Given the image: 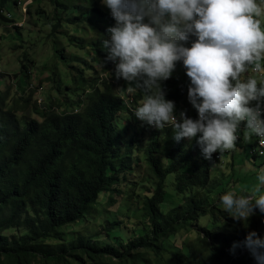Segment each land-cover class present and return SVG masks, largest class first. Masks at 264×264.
<instances>
[{"label":"trees","instance_id":"trees-1","mask_svg":"<svg viewBox=\"0 0 264 264\" xmlns=\"http://www.w3.org/2000/svg\"><path fill=\"white\" fill-rule=\"evenodd\" d=\"M8 2L0 0V19L8 20L1 14ZM52 3V36L76 40L82 49L100 48L102 34L96 40L78 35L82 27L93 28L96 20L103 33L110 26L99 0ZM67 27H75V33ZM81 63V68L70 66L64 99L42 100L43 105L35 106L40 119L18 114L32 94L21 90L12 98L0 84V264H255L242 245L231 252L229 248L249 230L264 233L262 214L255 212L244 226L221 210L216 196L228 179L211 174L220 154L213 152L212 159L205 160L195 137L174 141L170 127H150L146 140L138 134L126 137L119 127L121 114L133 110L126 93L111 76L87 78L86 71L93 68L87 60ZM22 69L28 72L24 63ZM175 69L181 71L179 62ZM57 74V82H63ZM22 75L18 89L29 79ZM182 75L187 81L172 74L163 82L165 98L174 101L176 110L187 91L188 78ZM57 90H62L59 83ZM142 96L140 91L133 94L135 107ZM143 142L144 163L155 183L132 209L137 219L134 233L124 229L128 225L123 218L105 211L103 232H71L72 237L65 229L84 224L98 204L115 202V192H122L119 185L141 161L135 152ZM138 183L145 184H133ZM184 230L195 236H185Z\"/></svg>","mask_w":264,"mask_h":264},{"label":"clouds","instance_id":"clouds-1","mask_svg":"<svg viewBox=\"0 0 264 264\" xmlns=\"http://www.w3.org/2000/svg\"><path fill=\"white\" fill-rule=\"evenodd\" d=\"M99 2L114 23L106 28V35H99L105 56L98 66L112 63L109 74L124 82L120 92L126 93V102L138 120L158 130L170 127L171 138L177 142L195 137L205 160H211L213 152L235 150L243 129L245 141L252 135L264 138V78L258 81L243 75L253 65L264 77L260 64L264 58V0ZM7 7L1 14L16 20ZM177 62L188 78L186 99L196 112L195 119L183 109L177 111L174 101L165 98L163 82ZM137 91L143 96L135 107L132 97ZM241 122L243 129L237 135ZM255 180L246 194L230 189L219 196L221 210L244 226L255 212L262 214L264 222V166L255 170ZM241 245L255 264H264V233L249 230L242 241L232 242L229 251Z\"/></svg>","mask_w":264,"mask_h":264},{"label":"rangeland","instance_id":"rangeland-1","mask_svg":"<svg viewBox=\"0 0 264 264\" xmlns=\"http://www.w3.org/2000/svg\"><path fill=\"white\" fill-rule=\"evenodd\" d=\"M16 1H18L16 3ZM65 0H61L64 2ZM14 3V4H13ZM16 3V4H15ZM32 3V4H31ZM7 10L12 14L11 19L16 20H3L0 19V81L2 89L4 91L9 90L12 98L19 96L21 90H24L25 95L32 94L30 103L25 106L24 103L20 104L18 114L20 116H27L40 119L35 112V106L40 107L44 102H49L51 99H64L65 95V83L70 80L72 70L70 66L81 68V60H87L88 64L92 66V70L86 71L87 78H101L103 74L111 73L113 65L111 62L105 61L103 68L98 66V60L103 61L105 53L99 48L98 50H92L88 46L85 49L77 46L76 40H69V37L64 35L52 36V26L55 22V6L52 0H9ZM101 7L106 13L107 23H114L112 18L108 14V9L100 3ZM58 16V14H57ZM262 26H264V19H262ZM109 27V26H108ZM102 25L98 20L95 21L93 28L82 27L78 32V35L84 36L87 40H96L99 34L106 35L101 31ZM75 27H67L66 30L72 32ZM75 33V32H72ZM26 56V59H25ZM264 60V58H262ZM261 59V60H262ZM63 60H68L64 61ZM67 62L68 64H65ZM28 66V72L22 69V65ZM252 66H249L244 76L260 77L254 73ZM264 72V61L262 62V68ZM61 73L62 81H58L57 72ZM28 75L29 79L25 82L20 89L17 88V82L19 78H23L22 75ZM184 69L181 67V71L174 69L173 75L178 76L179 79L187 81L184 75H182ZM53 78V81L49 78ZM60 84L62 90H57V85ZM64 83V84H63ZM117 89L122 90L125 86L122 80L115 81ZM63 84V86H62ZM123 89H125L123 87ZM67 90V89H66ZM120 90V91H121ZM44 101L41 103V101ZM77 98L74 96L73 102H76ZM185 110L186 116H191L196 113L191 108L186 99V94L182 101L179 103L178 110ZM264 115V114H263ZM120 130H125L126 137L140 136L143 140L148 139L149 129H151L146 123L141 122L131 113L125 112L121 114L119 120ZM125 125L124 128L123 125ZM242 140L236 141L235 150H227L219 152L220 157L216 159V167L212 170L213 176L220 177L222 182L221 188L223 194L227 190H234L237 194H241V190L244 193H248L249 190L255 185V170L260 166H264V157L254 158L255 150L257 147V137L252 135L248 141L244 140L245 129H243ZM123 135V134H122ZM143 145L140 143L141 149L137 148L135 157L141 158L140 163H136L135 170L127 176V181L119 185V189L122 192H115L113 204H98L97 209L86 222L78 223V225L72 228L65 229L70 234L81 232L91 235H96L99 232H103L106 224L105 211L114 213L118 218H123L124 222L128 225L124 229L130 232L134 225L137 223V219L134 218L132 209L142 202L143 195L147 190H153L155 179L147 171V166L144 163ZM168 177L174 178L173 175ZM144 182L145 184H133L136 182ZM125 192V193H124ZM221 194H218L219 197ZM107 207L110 209H106ZM103 213L98 215L99 211ZM202 222H206V218L202 219ZM132 233H134L132 231ZM181 234V233H180ZM178 235V237L180 236ZM185 236H195L194 231H183ZM69 236L63 235L64 239ZM72 237H75L72 234ZM178 244H182V239H178Z\"/></svg>","mask_w":264,"mask_h":264},{"label":"built area","instance_id":"built-area-1","mask_svg":"<svg viewBox=\"0 0 264 264\" xmlns=\"http://www.w3.org/2000/svg\"><path fill=\"white\" fill-rule=\"evenodd\" d=\"M252 70L254 73L258 74L259 76H263V74L255 69V66L252 67ZM264 112L261 113V118H264ZM241 129H243V122H241V127L237 130V135H239ZM257 147L258 150L253 151L254 154L260 156V157H264V138H258L257 137ZM219 155H217L218 157Z\"/></svg>","mask_w":264,"mask_h":264},{"label":"crops","instance_id":"crops-1","mask_svg":"<svg viewBox=\"0 0 264 264\" xmlns=\"http://www.w3.org/2000/svg\"><path fill=\"white\" fill-rule=\"evenodd\" d=\"M244 131H242L240 134H241V138H240V140H242V133H243ZM237 141H239V140H237Z\"/></svg>","mask_w":264,"mask_h":264},{"label":"bare ground","instance_id":"bare-ground-1","mask_svg":"<svg viewBox=\"0 0 264 264\" xmlns=\"http://www.w3.org/2000/svg\"><path fill=\"white\" fill-rule=\"evenodd\" d=\"M256 156V155H255Z\"/></svg>","mask_w":264,"mask_h":264}]
</instances>
